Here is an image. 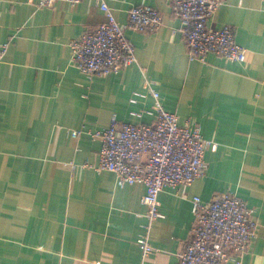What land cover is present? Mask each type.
<instances>
[{"label": "crops", "instance_id": "0c3cea01", "mask_svg": "<svg viewBox=\"0 0 264 264\" xmlns=\"http://www.w3.org/2000/svg\"><path fill=\"white\" fill-rule=\"evenodd\" d=\"M36 1L0 0V43H8L0 61V264H178L193 222L191 198L226 191L258 223L240 261L227 264H264V0H222L208 21L233 28L243 62L214 54L190 60L169 0H106L122 25L139 5L163 21L154 32L126 28L137 62L91 77L72 65L70 43L105 20L94 0L52 8ZM146 84L180 125L197 124L216 148L206 151L201 178L159 193L162 217L147 230L154 251L143 258L145 187H121L113 173L95 169L93 134L112 116L152 123L151 115H131L153 104L149 94L134 96L147 93ZM74 130L81 133L72 137Z\"/></svg>", "mask_w": 264, "mask_h": 264}, {"label": "built area", "instance_id": "2783aa9c", "mask_svg": "<svg viewBox=\"0 0 264 264\" xmlns=\"http://www.w3.org/2000/svg\"><path fill=\"white\" fill-rule=\"evenodd\" d=\"M59 0H37L36 8H52ZM71 5L81 0H62ZM105 20L86 29L70 43L71 63L83 75L120 73L137 60L125 29L154 32L162 25L161 13L147 5L128 10L126 25L120 24L106 0H94ZM171 12L180 21L178 31L187 46L190 60L205 62L209 54L227 61L243 62L246 50L235 41L234 30L225 25L208 26V21L222 0H169ZM8 43H0V61ZM148 83V82H146ZM147 93L134 96L153 98L150 110L131 112L140 118L143 114L154 117L152 123H131L112 116L109 125L93 134L100 142L97 171L115 175L117 184H142V198L147 209L146 233L137 244L143 258L153 253L147 230L149 224L162 217L158 196L165 187L175 189L190 185L201 178L206 170L205 152L216 144L202 137L197 124L180 125L175 113L166 111L158 92L146 84ZM131 102H135L134 97ZM81 133L70 132L72 137ZM193 222L188 237L177 253L178 264L238 263L256 235L258 223L254 210L232 192L213 194L208 201L198 196L191 198Z\"/></svg>", "mask_w": 264, "mask_h": 264}, {"label": "rangeland", "instance_id": "374dc122", "mask_svg": "<svg viewBox=\"0 0 264 264\" xmlns=\"http://www.w3.org/2000/svg\"><path fill=\"white\" fill-rule=\"evenodd\" d=\"M58 2V1H57ZM54 7V6H53ZM206 153V152H205Z\"/></svg>", "mask_w": 264, "mask_h": 264}]
</instances>
